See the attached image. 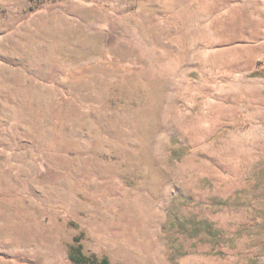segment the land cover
I'll use <instances>...</instances> for the list:
<instances>
[{
  "label": "rangeland",
  "instance_id": "obj_1",
  "mask_svg": "<svg viewBox=\"0 0 264 264\" xmlns=\"http://www.w3.org/2000/svg\"><path fill=\"white\" fill-rule=\"evenodd\" d=\"M0 264H264V0H0Z\"/></svg>",
  "mask_w": 264,
  "mask_h": 264
}]
</instances>
